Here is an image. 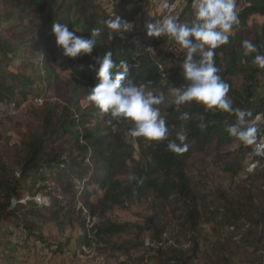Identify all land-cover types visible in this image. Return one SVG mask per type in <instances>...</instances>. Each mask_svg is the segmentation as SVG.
Returning a JSON list of instances; mask_svg holds the SVG:
<instances>
[{"label": "trees", "instance_id": "16d2710c", "mask_svg": "<svg viewBox=\"0 0 264 264\" xmlns=\"http://www.w3.org/2000/svg\"><path fill=\"white\" fill-rule=\"evenodd\" d=\"M244 1L239 24L214 60L230 86L233 108L251 112L254 142L225 131L234 116L191 102L161 109L165 140L132 138L133 144L127 140L131 123L99 115L86 97L99 83L97 57L106 51L115 64L128 62V79L151 81L157 94L167 97L169 88L183 86L185 53L166 37L143 43L133 34L109 39L103 22L116 15L133 22L147 0H0V106L54 90L59 73L68 78L66 93L41 103L27 134L0 129V264H31L30 245L36 243L51 254L99 243L117 253V264H264V151L250 157L264 141V68L253 63L256 54L264 55V0ZM191 3L180 21L193 13ZM54 23L86 39L99 28L92 53L64 56L51 34ZM244 40L258 53L244 55ZM184 112L186 121L179 119ZM201 123L207 125L203 130ZM178 133L187 139L181 142ZM170 141L187 149L173 152ZM203 152L221 159L223 184L211 187L190 174L191 161ZM246 159L255 165L251 171ZM38 194L48 203L37 201ZM134 205L146 209L140 223L107 217L114 208ZM86 217L95 220L90 228ZM4 225L21 233L18 243L1 240Z\"/></svg>", "mask_w": 264, "mask_h": 264}, {"label": "clouds", "instance_id": "9594fccd", "mask_svg": "<svg viewBox=\"0 0 264 264\" xmlns=\"http://www.w3.org/2000/svg\"><path fill=\"white\" fill-rule=\"evenodd\" d=\"M160 7L162 10L168 9V0H162ZM191 7L193 16L189 21L181 22L175 16L166 15L158 22L145 24L148 37H166L185 53L181 65L183 86L169 88L167 97L164 93L157 94L155 89L150 88L151 81L134 83L128 79V62L121 60L117 65L112 53L106 51L97 57L96 79L99 83L90 90L86 99L98 110L99 115L110 114L114 118L129 121L132 127L127 135L131 138L165 140L168 128L161 106L167 103L179 108L195 102L205 110L215 109L234 116V122L228 124L225 131L239 141L251 144L256 132L249 124L251 112L233 108L232 100L228 97L230 86L217 74L219 69L214 60L215 50L228 43L233 26L239 24L236 0H192ZM103 23L109 39L113 35H123L134 29L132 22L123 20L118 15ZM100 32L97 28L92 31V38L86 39L70 30L66 24L54 23L51 28L56 47L69 58L90 55L97 43L94 37L99 36ZM242 48L244 55L258 53L251 40H244ZM253 63L264 68V55L256 54ZM189 118L187 112L179 116L184 121ZM203 119L201 117L202 121ZM206 127V124H200L202 130ZM178 139L183 142L187 136L178 133ZM168 148L173 152H181L187 149V145L181 147L170 141Z\"/></svg>", "mask_w": 264, "mask_h": 264}, {"label": "rangeland", "instance_id": "374dc122", "mask_svg": "<svg viewBox=\"0 0 264 264\" xmlns=\"http://www.w3.org/2000/svg\"><path fill=\"white\" fill-rule=\"evenodd\" d=\"M161 3L162 0H147L146 5L140 3L138 6L143 8L132 22L134 24V29L130 33H125L124 35L133 34L138 42L143 43L148 38L145 30L146 23L158 22L166 15H172L178 18L184 8V5L188 3V0H175L170 4L168 9L163 10L160 7ZM247 5L248 3L244 0H236V11H241ZM192 16L193 13L184 16L181 22L191 20ZM59 77L60 81L57 85H55V89L57 90L46 89L39 96H29L18 106L17 103H11L12 105L5 104V106L0 107V129L15 135H24L32 130L35 126V112L41 106V103L43 101L56 100L58 99L56 94L62 96L66 93L65 85L68 79L67 73H59ZM166 104L167 103L162 105L161 109H163ZM7 106H14L15 109L5 108ZM127 140L133 143L132 138L128 135ZM258 147H262L261 152ZM263 149L264 141H262L260 145L253 147V153L250 157L262 156L264 151ZM221 162L222 161L218 158L217 153H197L195 159L191 161L190 174L195 175L198 178H202L211 187L219 186L224 182L218 169V165ZM244 163L249 171H251L255 166L251 160L248 159H246ZM35 199L42 203H48V198L40 194H38ZM75 207L76 209L79 208L80 204L76 203ZM146 215V209L143 206L134 205L127 209L114 208L107 214V217L117 223H140ZM82 216H87V213L83 212ZM94 223V219L86 217V224L88 228H90ZM204 228L208 234H211L208 227ZM2 232L5 233L2 235L1 239L3 242L18 243L20 241L19 237H21V233L14 229L11 225H4L2 227ZM54 235L59 237L58 233H54ZM66 235H69V230L62 233L60 236L61 239H65ZM146 241L148 242L147 239L145 242ZM147 242L146 244H148ZM30 247L31 256L34 255V258H30L31 264H117V253L111 252L108 248L99 243H93L90 247H83L80 249L68 248L67 252L64 254H51L38 243L30 245ZM133 254L138 255L136 252H133Z\"/></svg>", "mask_w": 264, "mask_h": 264}, {"label": "built area", "instance_id": "2783aa9c", "mask_svg": "<svg viewBox=\"0 0 264 264\" xmlns=\"http://www.w3.org/2000/svg\"><path fill=\"white\" fill-rule=\"evenodd\" d=\"M150 49L148 48V51H149ZM9 105H12V104H9ZM3 106H5V105H1L0 107H3ZM5 108H8V109H13L14 108V106L12 107V106H7V107H5ZM15 109V108H14ZM259 148V147H258ZM260 149V152H261V150H262V147H260L259 148Z\"/></svg>", "mask_w": 264, "mask_h": 264}]
</instances>
